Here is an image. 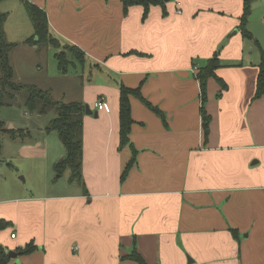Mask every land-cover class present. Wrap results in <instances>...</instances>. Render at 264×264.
Returning a JSON list of instances; mask_svg holds the SVG:
<instances>
[{
	"label": "crops",
	"instance_id": "0c3cea01",
	"mask_svg": "<svg viewBox=\"0 0 264 264\" xmlns=\"http://www.w3.org/2000/svg\"><path fill=\"white\" fill-rule=\"evenodd\" d=\"M28 1L60 42L47 44V76L67 82L69 67L88 66L81 103L91 113L82 115L81 188L1 199L0 244L32 243L20 264H138L133 249L147 264H264V94L254 98L264 0H249L252 39L238 28L244 0H163L145 13L140 4L125 12L121 0ZM64 44L84 56L66 52L62 73ZM215 54L221 82L208 78L202 102L196 74ZM121 85L140 87L163 119L129 96L130 145L120 148ZM42 134L64 153L56 132Z\"/></svg>",
	"mask_w": 264,
	"mask_h": 264
},
{
	"label": "rangeland",
	"instance_id": "374dc122",
	"mask_svg": "<svg viewBox=\"0 0 264 264\" xmlns=\"http://www.w3.org/2000/svg\"><path fill=\"white\" fill-rule=\"evenodd\" d=\"M0 13L5 16L3 23L5 39L12 45L8 58L13 70V80L46 91L51 87L53 90L51 97L55 101L82 102V86L90 76L88 66H85L83 73L79 65L69 67L67 77H70V81L67 82H58L59 80L47 76L45 66L48 56L47 43L40 42L34 45L29 41L34 36V27L24 2L1 0ZM19 76L22 79H18ZM26 97L27 91L21 90L9 104L0 108V119L8 123L6 128L12 126L16 130L13 134L0 132V200L38 197L47 191L60 193L65 191L66 187L69 189L72 186L81 188L79 179L72 178L70 169L66 168L58 173L54 168L52 160L57 158L58 161L64 153L61 146L56 144L58 142L56 138L45 140L42 132L47 133L44 128L48 122L45 125L36 124V117L39 114L26 108ZM56 114V109L50 107L45 114L39 116L40 119L50 120ZM17 129L27 130L29 135L22 134Z\"/></svg>",
	"mask_w": 264,
	"mask_h": 264
},
{
	"label": "trees",
	"instance_id": "16d2710c",
	"mask_svg": "<svg viewBox=\"0 0 264 264\" xmlns=\"http://www.w3.org/2000/svg\"><path fill=\"white\" fill-rule=\"evenodd\" d=\"M1 1V0H0ZM26 12L34 27V36L29 39L34 45L43 42L47 43L54 48L60 47V42L54 39L49 33L48 22L46 13L37 7L35 4L28 0H22ZM123 10L126 12L128 6L134 4H140L144 7V13L147 11L148 6L157 3H164L163 0H121ZM250 2L244 0L243 11L240 17V24L238 26L242 36L244 38L252 39V35L247 29V18L249 15ZM5 20L4 14L0 13V108L4 105L9 104L10 100L16 96L21 90L27 91V97L25 100V106L29 111L35 112L36 114L42 115L50 107H54L57 111L55 117L51 118L48 122L45 132H56L59 140L64 147V156L54 163V168L60 173L62 170L68 168L71 171L72 178L81 179V161H82V115L85 110V105L81 102H62L55 101L49 91L42 90L35 87L34 85H22L13 80V70L9 63L8 54L11 49V43L7 42L4 36L3 23ZM257 45V41H254ZM63 48L65 52H57L55 58L57 59V67L62 72H67L69 61L66 56V52L73 54L74 58L79 62L83 61V53L78 48L64 44ZM219 66V61L216 54L207 60L205 66L201 67L197 74L196 79L199 81L201 90V101L203 102L206 97V82L209 77H215L214 70ZM259 72L256 80V88L254 98H259L264 94V55L262 53L260 63L258 65ZM219 82L221 80L215 77ZM224 83H222V87ZM119 95V147L130 145L129 133L132 125V118L130 112L129 96H136L143 100L151 110L158 114L163 119V114L160 110L152 106L146 101L141 93L140 87L134 89L128 88L124 85L120 86ZM202 126L204 133L207 134L209 129V116L201 108ZM19 132L25 135H29L27 130L17 129ZM15 129H8L5 123L0 119V132H10L13 134ZM0 150H1V139H0ZM135 153V151H134ZM134 161L132 160L125 166L122 172V179L127 174L129 166ZM8 226V222L0 219V230ZM232 234H236V231L231 229ZM36 247L32 243H28L25 246L16 250L18 254L30 253ZM129 258L136 261L138 264H147L141 255L133 249L129 255ZM10 260L8 256V250L5 246L0 244V264H7Z\"/></svg>",
	"mask_w": 264,
	"mask_h": 264
},
{
	"label": "water",
	"instance_id": "95a60500",
	"mask_svg": "<svg viewBox=\"0 0 264 264\" xmlns=\"http://www.w3.org/2000/svg\"><path fill=\"white\" fill-rule=\"evenodd\" d=\"M85 112L88 113V114L91 113L90 109H88V105H85ZM96 114H97V113L94 112V115H95V116H96ZM9 129H13V127H12V126H9ZM17 254H18V252H16V251H13V250H9V251H8V256H9L10 258H13V259L15 260V263H16V264H18Z\"/></svg>",
	"mask_w": 264,
	"mask_h": 264
},
{
	"label": "built area",
	"instance_id": "2783aa9c",
	"mask_svg": "<svg viewBox=\"0 0 264 264\" xmlns=\"http://www.w3.org/2000/svg\"><path fill=\"white\" fill-rule=\"evenodd\" d=\"M95 105H96L98 110L103 109V110L107 111V109H108L107 104L104 101H98V102H96ZM11 237L12 238L15 237V234L11 233Z\"/></svg>",
	"mask_w": 264,
	"mask_h": 264
}]
</instances>
